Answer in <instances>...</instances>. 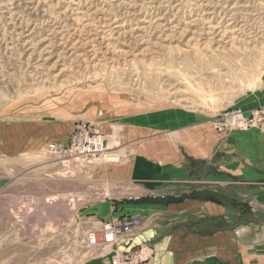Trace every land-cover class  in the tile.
<instances>
[{"label": "rangeland", "instance_id": "1", "mask_svg": "<svg viewBox=\"0 0 264 264\" xmlns=\"http://www.w3.org/2000/svg\"><path fill=\"white\" fill-rule=\"evenodd\" d=\"M263 87L264 0H0V264H78L135 232L110 217L155 200L128 194L129 141L218 132Z\"/></svg>", "mask_w": 264, "mask_h": 264}, {"label": "crops", "instance_id": "2", "mask_svg": "<svg viewBox=\"0 0 264 264\" xmlns=\"http://www.w3.org/2000/svg\"><path fill=\"white\" fill-rule=\"evenodd\" d=\"M245 107H264V87ZM130 141L128 194L155 200L112 214L138 215L145 223L78 264H111V248L130 254L128 264H264V135L258 129L217 132L201 122Z\"/></svg>", "mask_w": 264, "mask_h": 264}, {"label": "built area", "instance_id": "3", "mask_svg": "<svg viewBox=\"0 0 264 264\" xmlns=\"http://www.w3.org/2000/svg\"><path fill=\"white\" fill-rule=\"evenodd\" d=\"M214 125L219 132L258 129L264 135V107H258L255 108V110H246L240 107L228 109L215 120ZM81 141V136L78 138L77 135H75L72 143L73 145H76ZM50 145V149L53 151H65L64 148H61L56 144ZM83 145L87 151L94 152L102 150L104 144L97 137H86V139L83 140ZM92 145L94 150L90 148ZM141 224L142 221L136 216L125 218L119 223V225L109 226L105 236L108 240H114L120 232L131 233ZM92 237L96 241V237L94 235H92ZM113 264H128V262L121 255H118L114 258Z\"/></svg>", "mask_w": 264, "mask_h": 264}]
</instances>
